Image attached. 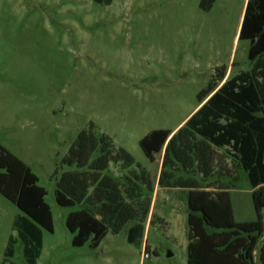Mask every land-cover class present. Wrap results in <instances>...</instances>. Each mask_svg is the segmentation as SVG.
<instances>
[{"label": "rangeland", "instance_id": "1", "mask_svg": "<svg viewBox=\"0 0 264 264\" xmlns=\"http://www.w3.org/2000/svg\"><path fill=\"white\" fill-rule=\"evenodd\" d=\"M244 2L216 0L203 11L200 0H0V146L37 176L52 217V232L36 226L41 246L33 264H187L183 190L153 194L139 243L127 242L126 227L96 248L90 240L74 247L65 219L81 206L56 204L51 175L92 123L155 187L161 155L150 162L139 141L175 129L220 78L217 69L228 78L250 69L249 42L235 39ZM233 190L235 221L256 220L243 172ZM24 220L31 222L0 195V264H29L16 229ZM263 243L264 232L257 248Z\"/></svg>", "mask_w": 264, "mask_h": 264}, {"label": "trees", "instance_id": "2", "mask_svg": "<svg viewBox=\"0 0 264 264\" xmlns=\"http://www.w3.org/2000/svg\"><path fill=\"white\" fill-rule=\"evenodd\" d=\"M215 1L200 0L199 7L209 11ZM238 41L249 42L250 69L219 87L225 70L217 69L220 78L197 96L199 104L206 101L182 126L175 132L152 130L139 141L150 162L163 153L157 187L185 192L187 264H264V244L257 248L264 232V0L246 1ZM111 166L123 174L114 176ZM242 172L256 213L249 222L235 221L229 192ZM51 180L59 207L81 206L65 219L72 246L90 240L96 248L108 232L117 235L126 227L129 244L143 238L154 194L150 174L92 123L77 134ZM0 195L31 221L16 229L33 264L41 246L36 226L53 231L46 191L30 168L2 146ZM6 255L12 256L11 248Z\"/></svg>", "mask_w": 264, "mask_h": 264}, {"label": "crops", "instance_id": "3", "mask_svg": "<svg viewBox=\"0 0 264 264\" xmlns=\"http://www.w3.org/2000/svg\"><path fill=\"white\" fill-rule=\"evenodd\" d=\"M246 1L247 0H245V2H244V8H245V4H246ZM244 8H243V11H242V14L240 15V17H239V22H238V27H237V33H236V36H235V39H238V34H239V30H240V26H241V22H242V17H243V12H244ZM232 65V64H231ZM228 75H224V78H223V80H222V82L221 83H219V85H218V87L225 81V80H227L228 79ZM217 87V88H218ZM206 101V100H205ZM205 101H203L201 104H197V106L189 113V115L175 128V129H173L172 131L173 132H175L180 126H182L183 124H184V122L205 102ZM160 155H161V160H162V155H163V153H160ZM161 160H160V167H159V173H160V168H161ZM112 167L113 166H111L110 167V171H112ZM159 176V175H158ZM157 179H158V177H157ZM157 179H156V183H155V187H154V195L158 192V190L159 189H161V188H158L157 187ZM235 190H233V189H230L229 190V192H234ZM251 193V192H250ZM153 195V196H154ZM153 198V197H152ZM264 244V243H263Z\"/></svg>", "mask_w": 264, "mask_h": 264}, {"label": "built area", "instance_id": "4", "mask_svg": "<svg viewBox=\"0 0 264 264\" xmlns=\"http://www.w3.org/2000/svg\"><path fill=\"white\" fill-rule=\"evenodd\" d=\"M147 258H148V254L145 253V252H143V254H142V259H147Z\"/></svg>", "mask_w": 264, "mask_h": 264}]
</instances>
